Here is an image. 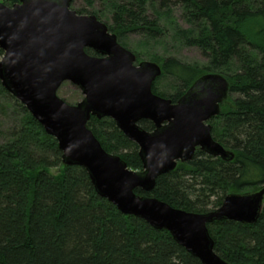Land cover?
I'll return each mask as SVG.
<instances>
[{
  "label": "trees",
  "instance_id": "1",
  "mask_svg": "<svg viewBox=\"0 0 264 264\" xmlns=\"http://www.w3.org/2000/svg\"><path fill=\"white\" fill-rule=\"evenodd\" d=\"M85 1L137 62L146 55L162 67L154 93L176 102L210 72L230 82L227 100L209 123L214 139L235 158L225 161L197 150L190 161L160 175L151 191L136 193L202 213L219 207L228 193L264 184V0ZM129 34L140 35L136 46ZM184 47H197L207 63L179 59L177 51ZM3 54L0 48V59ZM167 78L170 89L160 92L157 84ZM4 95L17 120L0 142V264H202L169 231L124 214L101 197L86 169L63 164L57 139L0 81V98ZM140 125L154 129L149 120ZM87 126L107 152L143 170L139 146L112 118L91 116ZM208 229L214 250L228 263L264 264V208L254 224L221 220Z\"/></svg>",
  "mask_w": 264,
  "mask_h": 264
},
{
  "label": "water",
  "instance_id": "2",
  "mask_svg": "<svg viewBox=\"0 0 264 264\" xmlns=\"http://www.w3.org/2000/svg\"><path fill=\"white\" fill-rule=\"evenodd\" d=\"M72 2L17 0L8 6L0 1L2 85L57 139L63 164L86 169L101 197L122 213L169 231L202 264H230L214 250L208 224L256 223L264 208V184L228 193L219 207L202 213L135 191H151L160 175L190 161L197 150L225 161L235 158L233 150L214 139L209 123L227 100L230 82L210 72L176 102L154 93L162 67L154 61L137 62L106 22L95 14H79ZM65 81L82 90L81 101L72 104L58 95ZM91 116L112 118L137 143L142 171L104 149L87 126ZM142 120L151 121L154 129H144Z\"/></svg>",
  "mask_w": 264,
  "mask_h": 264
},
{
  "label": "rangeland",
  "instance_id": "3",
  "mask_svg": "<svg viewBox=\"0 0 264 264\" xmlns=\"http://www.w3.org/2000/svg\"><path fill=\"white\" fill-rule=\"evenodd\" d=\"M72 8L76 11L80 10L81 8H86L87 12L85 14H90L89 11H91L92 9L90 7H87L85 0H74ZM175 16L177 17L179 22L183 23L181 10H177ZM139 39L140 35L138 34H129L128 36V41L132 45V47L133 45L136 46V41ZM89 50L94 54L91 49ZM176 55L179 59L187 63L197 62L201 65H205L207 63V57L204 56L197 47H184L181 50L177 51ZM141 59L146 60L148 59V57H146V55H142ZM171 81L172 79L168 78L162 79V81L157 84V88L160 92H166L168 89H170L168 86L171 85ZM58 95L72 104L78 103L84 97L82 90L71 81H65L61 85L58 90ZM14 112L15 111L13 109V103L10 100H7V97H5V95L2 96L0 98V131L2 132V134H0V142H2L5 138L4 133L6 132V129L13 126L14 122H16L17 120V115L15 116Z\"/></svg>",
  "mask_w": 264,
  "mask_h": 264
}]
</instances>
